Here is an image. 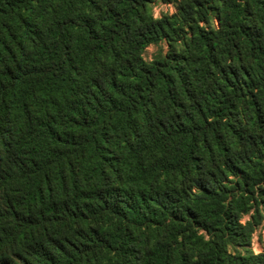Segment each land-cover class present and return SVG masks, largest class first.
Returning <instances> with one entry per match:
<instances>
[{
  "label": "trees",
  "instance_id": "trees-1",
  "mask_svg": "<svg viewBox=\"0 0 264 264\" xmlns=\"http://www.w3.org/2000/svg\"><path fill=\"white\" fill-rule=\"evenodd\" d=\"M261 229L264 0H0V264H264Z\"/></svg>",
  "mask_w": 264,
  "mask_h": 264
},
{
  "label": "rangeland",
  "instance_id": "rangeland-1",
  "mask_svg": "<svg viewBox=\"0 0 264 264\" xmlns=\"http://www.w3.org/2000/svg\"><path fill=\"white\" fill-rule=\"evenodd\" d=\"M172 11V9L168 6H165L163 4H158L155 8H154V12L155 14L158 16L160 12H166V11ZM163 47V46H162ZM158 48L155 46H150L147 48L146 52H145V58L148 60L152 57L153 54H155L157 52ZM264 250V230H259L256 232V234L254 235V239H253V251L255 253H260Z\"/></svg>",
  "mask_w": 264,
  "mask_h": 264
}]
</instances>
